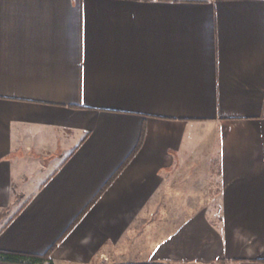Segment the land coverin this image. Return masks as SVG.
<instances>
[{"label": "crops", "instance_id": "crops-1", "mask_svg": "<svg viewBox=\"0 0 264 264\" xmlns=\"http://www.w3.org/2000/svg\"><path fill=\"white\" fill-rule=\"evenodd\" d=\"M264 264V0H0V251Z\"/></svg>", "mask_w": 264, "mask_h": 264}, {"label": "trees", "instance_id": "trees-1", "mask_svg": "<svg viewBox=\"0 0 264 264\" xmlns=\"http://www.w3.org/2000/svg\"><path fill=\"white\" fill-rule=\"evenodd\" d=\"M52 251L53 248L44 255L0 251V264H53Z\"/></svg>", "mask_w": 264, "mask_h": 264}]
</instances>
